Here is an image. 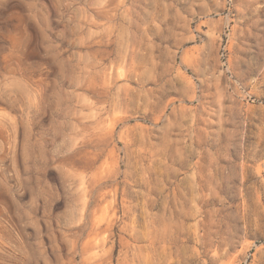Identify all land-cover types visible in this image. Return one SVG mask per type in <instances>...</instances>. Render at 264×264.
Wrapping results in <instances>:
<instances>
[{"label": "clouds", "instance_id": "1", "mask_svg": "<svg viewBox=\"0 0 264 264\" xmlns=\"http://www.w3.org/2000/svg\"><path fill=\"white\" fill-rule=\"evenodd\" d=\"M0 264H264V0H0Z\"/></svg>", "mask_w": 264, "mask_h": 264}]
</instances>
